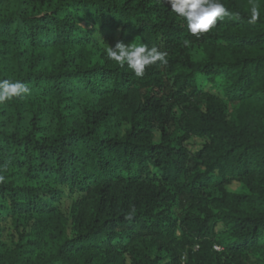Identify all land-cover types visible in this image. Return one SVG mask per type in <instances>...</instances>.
Wrapping results in <instances>:
<instances>
[{"label":"trees","instance_id":"obj_1","mask_svg":"<svg viewBox=\"0 0 264 264\" xmlns=\"http://www.w3.org/2000/svg\"><path fill=\"white\" fill-rule=\"evenodd\" d=\"M221 2L193 36L167 0H0V80L30 89L0 104V264H264V0Z\"/></svg>","mask_w":264,"mask_h":264},{"label":"clouds","instance_id":"obj_2","mask_svg":"<svg viewBox=\"0 0 264 264\" xmlns=\"http://www.w3.org/2000/svg\"><path fill=\"white\" fill-rule=\"evenodd\" d=\"M167 3L171 5L172 12L187 21L188 32L193 36L210 32L218 20L239 15L231 13L221 0H167ZM251 13L252 20H256L259 12L255 5ZM189 43L190 41L184 40L185 45ZM106 55L120 66L126 64L137 77H143L146 69L158 62L160 65L168 64L166 52L158 50L157 47L149 48L145 44L118 42L114 47L106 48ZM29 92V87L21 81L0 80V104Z\"/></svg>","mask_w":264,"mask_h":264},{"label":"rangeland","instance_id":"obj_3","mask_svg":"<svg viewBox=\"0 0 264 264\" xmlns=\"http://www.w3.org/2000/svg\"><path fill=\"white\" fill-rule=\"evenodd\" d=\"M96 37L99 39V41L102 42V44L104 45L105 48H107L108 46H112L115 42V40L117 39L118 35L117 34H110V33H101L98 32L96 33ZM208 91H212L214 93H216L217 91L214 90L213 87H207ZM203 145V142L198 140V139H191L187 144V148L190 152H196L198 151ZM80 199V197L78 195H75L73 197H68L67 195L63 196L61 198V202H60V211L66 215L67 218H69L71 209H72V200L73 201H78ZM71 219H69V221L67 222V227L68 229H71ZM8 227V226H7ZM9 231H6L4 234V239L7 241H10L11 239L9 237H11L9 234H12V230H10L8 228ZM15 235V234H14Z\"/></svg>","mask_w":264,"mask_h":264},{"label":"built area","instance_id":"obj_4","mask_svg":"<svg viewBox=\"0 0 264 264\" xmlns=\"http://www.w3.org/2000/svg\"><path fill=\"white\" fill-rule=\"evenodd\" d=\"M215 250L216 251H220V248H218V247H215ZM185 261V258H183V262ZM183 264H185V263H183Z\"/></svg>","mask_w":264,"mask_h":264}]
</instances>
